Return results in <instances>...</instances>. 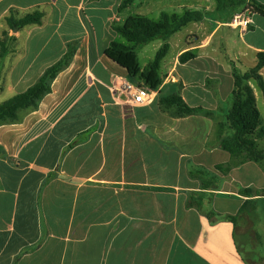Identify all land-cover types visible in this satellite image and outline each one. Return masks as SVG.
<instances>
[{"label":"crops","instance_id":"crops-1","mask_svg":"<svg viewBox=\"0 0 264 264\" xmlns=\"http://www.w3.org/2000/svg\"><path fill=\"white\" fill-rule=\"evenodd\" d=\"M123 1L0 0V38H16L0 58V94L24 93L76 46L38 109L0 126V264H248L243 234L224 217L248 199L242 189H264L254 187L264 169L246 162L217 171L231 161L218 125L233 104L234 72L252 69L264 53V16L254 12L246 30L229 24L264 0H134L119 10ZM185 10L203 19L167 42L153 102L127 108L113 88L131 80L105 54L124 42L115 27L129 16L159 21ZM33 11L45 13L41 26L9 30L11 12ZM187 51L196 57L181 63ZM250 84L264 122V93ZM173 95L213 115L172 117L160 100ZM257 144L264 151V138ZM195 168L216 172L222 186L203 187ZM211 203L213 218L204 210Z\"/></svg>","mask_w":264,"mask_h":264},{"label":"trees","instance_id":"trees-1","mask_svg":"<svg viewBox=\"0 0 264 264\" xmlns=\"http://www.w3.org/2000/svg\"><path fill=\"white\" fill-rule=\"evenodd\" d=\"M134 0H124L119 10L133 2ZM243 3V2H242ZM255 10V11H254ZM253 12L264 16V5L254 3ZM45 13L42 11H33L24 14L21 18H16L14 13L6 17L9 30L20 31L27 26H41L44 22ZM203 19V14L198 11L185 10L179 15L162 14L159 21L151 20L145 16L135 15L129 18L119 26L115 31L124 42L114 41L105 50V54L112 61L124 68L128 73V78L135 84L148 89L157 91L163 84L160 74L162 60L169 52V39L186 27L191 22H199ZM155 40L164 42L161 49L158 50L154 60L142 69L137 49L145 46ZM16 42L14 36L9 35V31H3L0 38V58H3L9 51V46ZM75 44L68 45V51L61 60L49 67L39 80L24 93L17 94L12 98L0 104V126L17 124L22 122L25 113L38 109L39 104L46 95L51 93L52 84L58 75L68 67L75 55ZM196 55L192 51L183 53L179 60L186 63L194 59ZM264 67V53L258 54V62L252 69L241 73L234 72V90L233 104L226 114V121L219 123V145L222 150L229 153L231 161L227 164L218 165L216 170L227 175L234 167L246 162H255L263 166L264 169V151L260 150L257 144L258 138H264V122L261 119V113L257 107L256 96L250 84L255 81L261 91L264 93V80L261 70ZM161 108L170 112L172 117L184 118L195 115L211 117L213 114L204 111L201 108L189 106L180 95H173L160 100ZM4 155L3 148L0 147V156ZM196 177H200L203 187H216L213 180L207 181L203 177L205 173L192 172ZM248 199L243 203L239 212L235 216H225L224 219L232 221L239 229V222L244 217L254 216L256 204L264 200V189L255 190L252 188L242 189L239 192ZM254 197H257L256 199ZM195 206L202 210L201 202L195 200ZM213 218L216 214L212 211L207 214ZM241 250V246L239 244Z\"/></svg>","mask_w":264,"mask_h":264},{"label":"rangeland","instance_id":"rangeland-1","mask_svg":"<svg viewBox=\"0 0 264 264\" xmlns=\"http://www.w3.org/2000/svg\"><path fill=\"white\" fill-rule=\"evenodd\" d=\"M159 43L158 41H155L152 44H148L145 46H141L137 49V53L140 59L141 66H145L150 62V60H153L157 50H154V47ZM151 51V59L146 58L144 55V51ZM234 55V53H232ZM14 93H10L9 90H5L3 94H0V104L9 98H12ZM193 173L197 172H203L202 169H189ZM216 172H210L209 174H206L203 178L207 181L213 180L216 182L218 187L220 188L222 185L219 181V179L216 177ZM257 184L254 185L255 188L259 186H263L264 182L262 183V180H258ZM242 184L237 182V188H242ZM196 200V199H195ZM213 203H211L208 206H205L204 210L205 212H213ZM254 211V216L252 217H244L239 222V233L243 235H239L238 239L241 243V253L243 257L247 260L248 264H264V200H260L256 204V209ZM245 231H242L244 230Z\"/></svg>","mask_w":264,"mask_h":264},{"label":"built area","instance_id":"built-area-1","mask_svg":"<svg viewBox=\"0 0 264 264\" xmlns=\"http://www.w3.org/2000/svg\"><path fill=\"white\" fill-rule=\"evenodd\" d=\"M248 11L249 15L247 13L236 14L229 25L246 30L252 23L251 16L254 14L253 11ZM113 90L116 92L120 101L129 109L153 102V91H149L126 79L121 80L120 85H115Z\"/></svg>","mask_w":264,"mask_h":264},{"label":"water","instance_id":"water-1","mask_svg":"<svg viewBox=\"0 0 264 264\" xmlns=\"http://www.w3.org/2000/svg\"><path fill=\"white\" fill-rule=\"evenodd\" d=\"M16 32V31H15Z\"/></svg>","mask_w":264,"mask_h":264}]
</instances>
